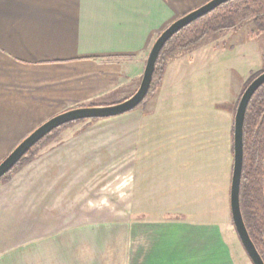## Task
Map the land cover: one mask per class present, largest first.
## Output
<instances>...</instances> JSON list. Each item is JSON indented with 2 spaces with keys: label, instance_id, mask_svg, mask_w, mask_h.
<instances>
[{
  "label": "crops",
  "instance_id": "1",
  "mask_svg": "<svg viewBox=\"0 0 264 264\" xmlns=\"http://www.w3.org/2000/svg\"><path fill=\"white\" fill-rule=\"evenodd\" d=\"M207 1L0 0V161L50 117L131 95L158 34ZM164 76L156 108L64 127L0 181V264H237L234 227L178 208L197 143L166 124L149 141Z\"/></svg>",
  "mask_w": 264,
  "mask_h": 264
},
{
  "label": "rangeland",
  "instance_id": "2",
  "mask_svg": "<svg viewBox=\"0 0 264 264\" xmlns=\"http://www.w3.org/2000/svg\"><path fill=\"white\" fill-rule=\"evenodd\" d=\"M166 60L163 83L168 88L157 107L160 114L143 118L150 131L149 141L163 137L159 129L168 125L183 131V143H197L193 156L187 148L183 150L184 160L194 158L197 162L181 167L183 182L182 189L177 190V202L182 200L183 204L178 208L192 211L189 215L194 219L224 223L233 229L229 209L231 127L235 104L247 80L264 66V30L257 29L249 20L235 30L211 34L186 50L173 51L166 55ZM127 92L124 87L117 88L102 98L112 101ZM153 97L140 107L156 108L157 98ZM175 111L182 116L172 114ZM190 129L196 132L187 135ZM149 153L148 158L154 160L159 151L152 145ZM177 170L179 173L180 167ZM172 190L168 188V194ZM170 196L166 201L174 199ZM237 249V264H251L245 252Z\"/></svg>",
  "mask_w": 264,
  "mask_h": 264
},
{
  "label": "trees",
  "instance_id": "3",
  "mask_svg": "<svg viewBox=\"0 0 264 264\" xmlns=\"http://www.w3.org/2000/svg\"><path fill=\"white\" fill-rule=\"evenodd\" d=\"M249 20L257 29L264 30V0H228L180 28L166 41L160 50L155 62L149 90L145 98L135 108L145 104L157 92L167 63V54L177 50H186L197 45L211 34L225 30H235ZM263 70L264 66L262 70L252 74L247 80L246 86ZM104 104L91 103L88 105ZM95 119L98 118H91V120ZM83 120L69 122L46 134L18 160L10 171L0 178V181L7 180L15 170L30 161L39 148L55 137L61 127ZM231 134L233 135V123ZM242 139L243 163L239 186L240 210L248 234L264 261V83L256 89L247 104Z\"/></svg>",
  "mask_w": 264,
  "mask_h": 264
},
{
  "label": "water",
  "instance_id": "4",
  "mask_svg": "<svg viewBox=\"0 0 264 264\" xmlns=\"http://www.w3.org/2000/svg\"><path fill=\"white\" fill-rule=\"evenodd\" d=\"M228 0H208L204 4L188 11L179 16L169 25H167L154 40L148 56L145 61L143 73L136 90L125 99L108 105L80 106L60 112L37 126L26 137H24L1 161H0V178L11 170L18 160L40 139L53 129L58 128L69 122L91 119L104 118L122 114L134 109L145 98L150 82L152 79L154 66L158 54L166 41L196 18L208 13L221 3ZM264 83V70L254 77L242 91L236 105L233 117V135H232V172L229 187V209L231 220L237 234V237L252 264H264L262 257L252 242L246 226L239 204V186L243 163V121L247 104L256 91Z\"/></svg>",
  "mask_w": 264,
  "mask_h": 264
}]
</instances>
